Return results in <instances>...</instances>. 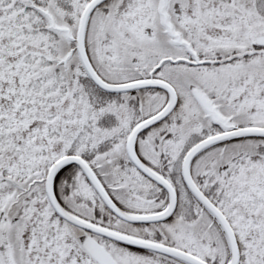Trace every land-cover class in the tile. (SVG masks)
<instances>
[{
  "label": "snow or ice",
  "instance_id": "obj_1",
  "mask_svg": "<svg viewBox=\"0 0 264 264\" xmlns=\"http://www.w3.org/2000/svg\"><path fill=\"white\" fill-rule=\"evenodd\" d=\"M0 264H264V0H0Z\"/></svg>",
  "mask_w": 264,
  "mask_h": 264
}]
</instances>
